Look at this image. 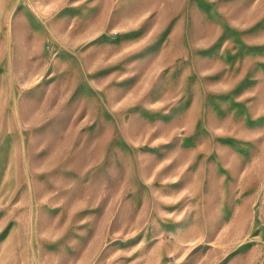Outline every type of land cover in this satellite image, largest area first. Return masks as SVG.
Segmentation results:
<instances>
[{"label":"rangeland","instance_id":"1","mask_svg":"<svg viewBox=\"0 0 264 264\" xmlns=\"http://www.w3.org/2000/svg\"><path fill=\"white\" fill-rule=\"evenodd\" d=\"M0 264H264V0H0Z\"/></svg>","mask_w":264,"mask_h":264}]
</instances>
